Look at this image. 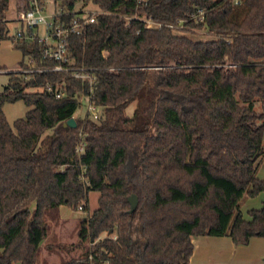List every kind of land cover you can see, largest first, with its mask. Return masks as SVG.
Returning a JSON list of instances; mask_svg holds the SVG:
<instances>
[{
	"label": "trees",
	"instance_id": "trees-1",
	"mask_svg": "<svg viewBox=\"0 0 264 264\" xmlns=\"http://www.w3.org/2000/svg\"><path fill=\"white\" fill-rule=\"evenodd\" d=\"M53 4L64 22L88 4L99 11L95 24L68 37L67 66L95 73L100 116L74 117L89 89L67 73H7L0 264H40L60 206L87 213L67 247L76 252L60 264H189L195 238L228 236L235 246L264 238V203L248 220L238 211L244 195L264 193L255 176L264 155V0ZM8 5L0 0V42L9 38L20 51L19 69L30 55L54 67L36 42L9 37ZM142 18L173 28H145ZM47 84L65 96L39 89ZM17 101L29 109L9 124L2 108ZM70 118L75 128L63 126ZM90 192L98 198L88 213ZM62 247L44 248L50 255Z\"/></svg>",
	"mask_w": 264,
	"mask_h": 264
},
{
	"label": "built area",
	"instance_id": "built-area-1",
	"mask_svg": "<svg viewBox=\"0 0 264 264\" xmlns=\"http://www.w3.org/2000/svg\"><path fill=\"white\" fill-rule=\"evenodd\" d=\"M138 3H145V0H138ZM98 14L99 11L97 9L87 10L85 7L75 12L69 21L64 22L59 19L62 15L59 11L47 15L44 4L39 0H28L19 8L18 21L20 22V27L16 30L15 35L12 36L16 41H25L30 44L36 42L39 47L41 60L55 62V66L50 69L41 68L36 65L32 55L27 56L23 60L25 66L19 69V72L23 75L47 71L61 72L67 73L73 79L87 84L89 93L85 96V99H87L85 115L93 120L99 119L100 116L98 107L94 105L91 98V92L96 82L95 73L92 69L67 66L69 62L67 40L70 35H80L85 26L95 24ZM141 20L145 28L159 29L162 26L173 28L172 25H164L150 18H142ZM40 28L43 29L42 36L39 34ZM39 89L52 92L57 99L65 96V91L61 86L52 87L47 84ZM78 211H81V207L78 208Z\"/></svg>",
	"mask_w": 264,
	"mask_h": 264
},
{
	"label": "rangeland",
	"instance_id": "rangeland-1",
	"mask_svg": "<svg viewBox=\"0 0 264 264\" xmlns=\"http://www.w3.org/2000/svg\"><path fill=\"white\" fill-rule=\"evenodd\" d=\"M26 1H17V0H9V5L5 14V21L7 22V28H8V35L9 37H12L15 35L16 30L20 27V22L18 21V11L21 5L25 4ZM43 4L45 7V12L47 15H51L56 7L53 4V0H43ZM78 8V7H77ZM87 10H94L96 9L91 4L87 5ZM19 26V27H18ZM43 29H39V34L42 36ZM194 38H206L208 39V35H205L201 32L196 31V36H193ZM21 60V53L19 50H16L13 48L11 40L5 39L0 42V67H4L5 70L0 71V93L3 90V86L7 83V73L10 72H19L18 63ZM81 106L78 108L74 114V117L76 118H82L84 117L86 113V105H87V99H81ZM29 108L24 105L22 101H17L15 103H5L2 110L3 114L6 118V121L9 124H12L15 120L19 118H24L25 113L27 112ZM133 106H129L126 110V113L130 115L132 113ZM256 110L259 111V106L256 107ZM97 193L96 192H90L89 193V200H88V213H91L94 206H97ZM67 213L71 214H80L83 212L77 211L72 212L68 207H65ZM84 215H87V213H84ZM49 226V236L47 239H45L41 246L45 243H50L52 245H62L63 250H56L52 254H45L44 250L42 251L41 255L44 253V256H41V263L40 264H60V262L68 259V257H71L74 255L76 250L69 251L67 247L70 245V241L74 240V243L76 241V234L74 231L72 232L71 229H65L63 232L65 237V242H61L60 234L58 233V227L56 225V222L49 220L48 221ZM62 233V231H61ZM58 236V237H57ZM56 240H59L58 243ZM44 245V247H45ZM65 246V247H64ZM43 247V248H44ZM57 248H61L59 246H56Z\"/></svg>",
	"mask_w": 264,
	"mask_h": 264
},
{
	"label": "crops",
	"instance_id": "crops-1",
	"mask_svg": "<svg viewBox=\"0 0 264 264\" xmlns=\"http://www.w3.org/2000/svg\"><path fill=\"white\" fill-rule=\"evenodd\" d=\"M255 176L259 179L264 178V155L259 160ZM263 203V192L252 198L244 195L239 202L238 211L244 219L248 220L247 212L251 209L261 208ZM94 207L96 208V206ZM65 209V206L59 207V219L56 222L61 242H65L63 234L65 229H71L76 234L78 221L86 216L84 213L77 215L67 213ZM74 240L70 241V244L74 243ZM58 241L56 240L57 243ZM192 244L193 251L189 264H264V238L254 237L246 245L235 246L228 236H201L193 239ZM44 245L45 243L42 245L41 253L44 250V253L47 254V251L43 248ZM44 253L42 254L43 256ZM42 255L40 254V261H42Z\"/></svg>",
	"mask_w": 264,
	"mask_h": 264
},
{
	"label": "water",
	"instance_id": "water-1",
	"mask_svg": "<svg viewBox=\"0 0 264 264\" xmlns=\"http://www.w3.org/2000/svg\"><path fill=\"white\" fill-rule=\"evenodd\" d=\"M64 127H70V128H75L76 127V122L74 120V118H70L68 121H66V123L63 124ZM128 202L130 204V213H132L133 211H135L136 207H137V197L135 195H131L128 198Z\"/></svg>",
	"mask_w": 264,
	"mask_h": 264
}]
</instances>
